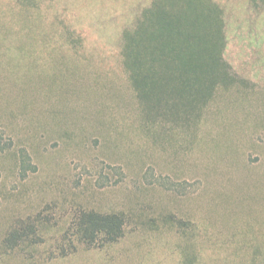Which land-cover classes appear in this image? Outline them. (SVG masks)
Returning a JSON list of instances; mask_svg holds the SVG:
<instances>
[{
	"label": "rangeland",
	"instance_id": "obj_1",
	"mask_svg": "<svg viewBox=\"0 0 264 264\" xmlns=\"http://www.w3.org/2000/svg\"><path fill=\"white\" fill-rule=\"evenodd\" d=\"M151 1L0 0V264H264V0H210L234 80L195 118L147 117L123 64ZM80 209L124 236L78 243Z\"/></svg>",
	"mask_w": 264,
	"mask_h": 264
},
{
	"label": "trees",
	"instance_id": "obj_2",
	"mask_svg": "<svg viewBox=\"0 0 264 264\" xmlns=\"http://www.w3.org/2000/svg\"><path fill=\"white\" fill-rule=\"evenodd\" d=\"M121 38L123 64L147 117L183 113L195 118L216 86L234 80L223 57L221 10L210 0H152L122 30ZM29 219L8 230L4 241L10 248L42 238L41 214ZM125 223L121 212L80 209L70 227L78 243L98 246L122 238ZM75 250V244L61 246L58 255Z\"/></svg>",
	"mask_w": 264,
	"mask_h": 264
}]
</instances>
